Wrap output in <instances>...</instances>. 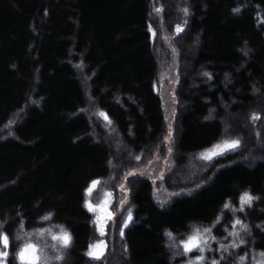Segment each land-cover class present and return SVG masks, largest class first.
Listing matches in <instances>:
<instances>
[{"label":"trees","instance_id":"16d2710c","mask_svg":"<svg viewBox=\"0 0 264 264\" xmlns=\"http://www.w3.org/2000/svg\"><path fill=\"white\" fill-rule=\"evenodd\" d=\"M151 1L0 0V230L10 237L14 257L20 244L39 240L48 245V264H86L88 184L108 179L127 166L132 151L161 140L165 117L154 88L160 55L150 30ZM163 1L172 26L186 23L174 41L181 76L176 166L162 181L169 184L181 171L170 180L176 185L161 182L173 196L163 205L151 180H134L132 221L117 240L114 226L112 262L187 264L200 253L172 248L166 233L177 243L194 227H212L216 239L204 264H240L245 254L244 264H256L264 252V158L248 159L256 152L264 157L257 146L264 139L250 122L254 113L264 116V0ZM227 133L240 140L239 148L208 163L198 158ZM189 157L197 171L186 177ZM245 192L255 197L250 207L224 209L225 203L238 209ZM237 218L248 226L236 229L238 239L228 236ZM58 226L72 238L58 252L47 234L15 240L20 228L57 233ZM239 240V247L220 248Z\"/></svg>","mask_w":264,"mask_h":264},{"label":"rangeland","instance_id":"374dc122","mask_svg":"<svg viewBox=\"0 0 264 264\" xmlns=\"http://www.w3.org/2000/svg\"><path fill=\"white\" fill-rule=\"evenodd\" d=\"M163 2H164L163 0H152L151 1L149 22H150V30L152 33V39L154 40L156 50L158 51V55H160L159 70H158V75L156 78L154 88H156L163 102V113L165 117L164 133L158 144L152 145L149 147H144L143 150L141 149L139 151H132L133 153L130 154L131 160L128 161L127 163L123 162L127 166L130 165V167H131V163L135 162L134 164H136L137 166L133 168H128L124 171V173H122L118 171L120 169L122 170L123 168L127 166L121 167L120 165L119 168H116L110 174L108 179L106 180L97 179L101 181V184L93 192L92 197H91L92 202L95 203L98 197H103V194L105 192L112 193V197L109 198L111 202L109 210L114 212L115 215L112 220L107 221L106 235L101 237L99 235L97 226L94 223V220L96 219L97 214L89 211L91 214L90 225L92 227V235H91L92 237L90 239L89 245L99 240H104L107 243V250L105 252L104 257L101 260H96L87 255L89 251V245H88V249L85 252V255L89 261H86V264H113L111 257L112 255H114L113 254L114 252H111L110 245H112L114 241L110 239H112V237L114 236V232H115L114 226H117L116 225L117 223H118V228L116 229V240L117 238L120 237V229H121L120 225L124 224L128 216L129 210L131 211V214H132L131 205H128V204L130 202L129 198H130V194L132 190V183L134 182L136 178L144 176L147 179L151 180L154 185L155 199L160 204L163 205L167 203L168 201H170L173 196L169 195L170 191L168 192L164 190V186L161 182H163L166 185H170V186L176 185L177 181H173V184H170L171 183L170 180L171 178L176 177V174L181 171V168L175 171L174 175H172L169 179V184L166 181H162L163 179H166L169 176L167 175L169 171H173L176 166V163H175L176 159H175V155H173V152H174L173 148L176 145V141L178 137V118H179V104H180L178 86H180L181 76L179 74L180 66H179L178 58L175 55L174 41H175V38L183 31L182 30L179 33H177L176 31L177 26L179 25L182 27V29H184L185 23H186L185 21H182L172 26L171 23L169 22L170 19H168V17H166L165 15L166 10H165V7L162 5ZM157 9H160L161 11H157ZM172 19H173V16H171V20ZM153 33H155V36L153 35ZM189 66L190 65H188V67ZM257 113H254V114L258 115L260 119L253 120L252 119L254 115L253 114L250 122L252 125V130L255 133V135L258 137V140H262L264 139V116L261 114H257ZM228 134L229 133L225 134L224 137H222L214 145L226 139L230 140V137L227 136ZM262 143L261 145L258 143L257 146L262 147L263 148L262 151H264V144ZM211 148L212 147L207 148L201 153H205ZM201 153L198 155L199 159L201 157ZM137 157H139V159H137ZM261 158H264L263 155L261 156L259 155L258 152H256V155L249 158L248 161L252 162V161H255L256 159L260 160ZM202 160L201 162H203ZM190 161H191V158L190 157L187 158L186 162H189V163L184 166V170L187 171L186 174H184L186 177L191 176V174H194L197 171V167L193 166L192 161L191 162ZM204 161L206 163L209 162L208 160H204ZM130 173H134V174L130 175ZM91 183L92 181L88 184L87 188L89 187ZM121 186H123L124 190H121ZM85 199H86V196L84 197V205H85ZM121 204H123V207H121ZM100 214L103 215V213H100ZM130 223L131 222H129L127 226ZM17 232L18 233L15 235V240H18L17 236L23 237L24 233H26L25 230H22L21 228L20 230H17ZM33 232H36V231L34 230ZM213 234L214 232L212 229V235ZM8 238H9V248L7 249V251L9 255L6 260V264H7L8 259L10 260L11 258H14L15 263L19 264V261L13 255L10 254L11 239L10 237ZM23 239H25V237ZM28 239H30V237ZM212 242L213 241H210V247H211ZM168 244L171 245L172 248H179L180 250L178 251H183L182 247L180 246V242L175 243L174 240H170ZM22 245L23 244H20V246L17 248V251ZM2 250L3 248L2 246H0V251ZM207 251L208 250H206L203 254H206ZM255 258L257 260L264 259V258H261L259 255L256 256Z\"/></svg>","mask_w":264,"mask_h":264},{"label":"snow or ice","instance_id":"6c2138e0","mask_svg":"<svg viewBox=\"0 0 264 264\" xmlns=\"http://www.w3.org/2000/svg\"><path fill=\"white\" fill-rule=\"evenodd\" d=\"M157 11H161L160 9H157ZM234 11H239V9H234ZM188 10L184 9L185 15H187ZM181 26H177L176 31L179 33L182 31ZM155 36V33H153ZM103 119L111 124L110 119L108 118L107 114L100 113L99 114ZM253 120L260 119L258 115H253ZM240 146V140L239 139H232V140H223L220 143L212 146L211 149H209L205 153H201V159L211 161L213 158L217 156H222L226 152L229 151H235ZM139 159V157H137ZM134 173H130L132 175ZM162 178V177H161ZM101 184V181L94 180L89 185L88 188L85 190V207L93 213H96V219L94 220V223L97 226L99 235L101 237L106 235V227H107V221H110L113 219L115 213L110 211V197H112V193L105 192L103 194V197H98L96 202H92V194L97 189V187ZM121 190L123 189V186H121ZM255 197H253L250 193L245 192L240 196V207L238 209H232V206L230 203H225L224 209H231L233 211H240L243 212L245 207H250L253 203V200ZM121 207H123V204H121ZM100 213H103L101 215ZM43 220L47 221L51 219V214L45 215L42 217ZM221 217L217 218V223L220 222ZM132 220V214L131 211H128V216L122 225L120 229V235L123 236V229L124 227H127V224L131 222ZM215 225H213L214 227ZM59 227V226H58ZM233 231L228 232V236L230 237H236L237 239L240 236L239 231H236V229L239 227L240 229L247 231L248 226L243 223L242 220L239 218L235 219L231 225ZM21 228H23V225H21ZM227 231V229H226ZM50 235L51 239L55 241V244L51 245V248L55 251H59L60 248H67L71 243V234L67 232L63 227H59V231L57 233H52L51 229H42L38 230L34 233H24V236H36L38 238H43L45 235ZM166 235L168 236L169 240H174L173 234L171 232H167ZM17 239H22V237L17 236ZM216 238L212 235V227L207 228H198L194 227L191 234L186 237V239L180 241V246L183 249V253L185 255L195 251H198L200 253L199 256L195 257L194 259H191L187 262V264H204L206 261V257L203 255V253L208 250L211 251L210 247V241L215 240ZM243 240H239V243H236L233 241L230 245H224L221 244L220 248L224 251H227L229 247L236 248L239 247L240 244H243ZM0 246H2L3 250L0 251V264H6L7 257L9 255L7 249L9 248V238L6 233L0 231ZM44 247H48V245H44ZM44 247H41L39 245V240H37L35 243L31 240H26L23 245L19 248V250L16 252L15 258L19 261V264H48L49 257L44 253ZM107 250V243L104 240H99L93 244L89 245V251L87 255L93 259L101 260L105 252ZM259 256L261 258H264V252L260 253ZM55 260H61L63 257L60 255H56L53 257ZM223 259V257H221ZM240 264H244V261L247 259V254L244 256H241L240 258ZM210 264H220V261L217 259H212ZM256 264H264V259H258L256 260Z\"/></svg>","mask_w":264,"mask_h":264}]
</instances>
